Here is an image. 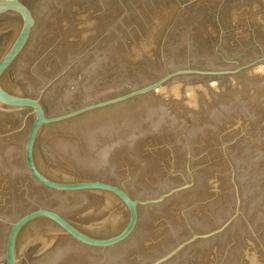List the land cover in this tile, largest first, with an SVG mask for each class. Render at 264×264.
Returning a JSON list of instances; mask_svg holds the SVG:
<instances>
[{"label":"water","instance_id":"1","mask_svg":"<svg viewBox=\"0 0 264 264\" xmlns=\"http://www.w3.org/2000/svg\"><path fill=\"white\" fill-rule=\"evenodd\" d=\"M0 264H264V0H0Z\"/></svg>","mask_w":264,"mask_h":264}]
</instances>
